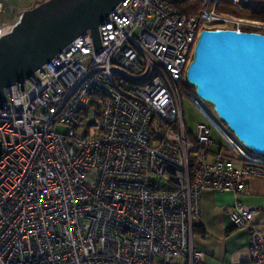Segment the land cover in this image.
Returning a JSON list of instances; mask_svg holds the SVG:
<instances>
[{"label":"built area","instance_id":"1","mask_svg":"<svg viewBox=\"0 0 264 264\" xmlns=\"http://www.w3.org/2000/svg\"><path fill=\"white\" fill-rule=\"evenodd\" d=\"M184 1L121 0L98 26L101 48L86 31L5 89L0 264H198L192 237L205 191L234 194L227 215L234 229H248L246 264H264V231L239 199L246 179L264 178V156L231 136L184 76L201 29L264 34V22L219 13L222 0H197L183 13ZM184 92L207 121L195 143ZM212 130L224 141L217 152Z\"/></svg>","mask_w":264,"mask_h":264},{"label":"water","instance_id":"2","mask_svg":"<svg viewBox=\"0 0 264 264\" xmlns=\"http://www.w3.org/2000/svg\"><path fill=\"white\" fill-rule=\"evenodd\" d=\"M120 1L47 0L2 25L0 108L5 89L21 84L84 32L91 33L94 51L101 48L98 26ZM184 76L232 136L264 156V34L201 29Z\"/></svg>","mask_w":264,"mask_h":264},{"label":"crops","instance_id":"3","mask_svg":"<svg viewBox=\"0 0 264 264\" xmlns=\"http://www.w3.org/2000/svg\"><path fill=\"white\" fill-rule=\"evenodd\" d=\"M245 190L239 199L253 208V222L264 231V178L252 177L245 181ZM232 192L205 191L201 195V222L194 229L193 248L202 253L198 264H246L249 260L248 229L240 230L246 238L235 248L227 246V236L235 229L228 219L227 211L234 204ZM236 254L228 261L226 256ZM208 257L214 261H207ZM233 257V256H230Z\"/></svg>","mask_w":264,"mask_h":264},{"label":"rangeland","instance_id":"4","mask_svg":"<svg viewBox=\"0 0 264 264\" xmlns=\"http://www.w3.org/2000/svg\"><path fill=\"white\" fill-rule=\"evenodd\" d=\"M1 1L3 3V12L2 14H0V25L1 24L5 25V24H9L10 21L14 17H16L18 13L25 11L27 7H30L31 5H35V4L39 5L40 3H43L47 0H1ZM196 4H197L196 0H186V2L182 4V7L184 8L186 7V8L193 10V9H196ZM214 26L215 25H204L203 27L210 28ZM181 100H182V115H183L185 129L187 131V138L191 142L195 143V134H196L197 125L199 123H207V121L202 116V114H200V112L194 107V105L192 104L191 100L188 99L185 92L182 94ZM94 115H95V112L93 110L89 115L88 123L91 124V128L93 129V131L96 132L98 130V121L94 119ZM211 115L214 117V119L218 123H220L214 114H211ZM66 129H67V126L63 124H58L54 126V130L57 132H65ZM84 129L86 128L84 127L81 130H78V134L81 135ZM212 138L214 140V144L210 146L211 150H213L214 152H217L220 149V146L222 145V143H224V141L216 134L214 130H212ZM223 152L229 153L230 150L226 147ZM240 230L242 229H235L233 233L227 236L226 244L227 246L230 247V249L235 248L240 243H243V239L246 238L245 234H240L241 233ZM230 256H233V257H230ZM234 257H236V254H231L229 252V255L226 256V259L228 261L230 258H234ZM207 261L211 263L214 262L209 257ZM179 263H181V260L179 259L174 260V264H179ZM225 263L229 264V262L228 263L225 262ZM213 264H218V263L214 262Z\"/></svg>","mask_w":264,"mask_h":264},{"label":"trees","instance_id":"5","mask_svg":"<svg viewBox=\"0 0 264 264\" xmlns=\"http://www.w3.org/2000/svg\"><path fill=\"white\" fill-rule=\"evenodd\" d=\"M186 2V0L184 1ZM180 3L177 5V7L183 12V13H194L198 9V1L196 0V9H189L182 7V4ZM35 5H31L30 7H27L25 10L35 7ZM219 13L230 16V17H240V18H247L252 20H259L264 22V6H252L249 4L242 3L238 0H222V2L219 5L218 8ZM100 98V95L95 94L92 95L91 101H90V109H99V105L97 104L96 100ZM222 150V149H220ZM218 150V151H220ZM224 151V149H223ZM233 228V227H232ZM234 229V228H233Z\"/></svg>","mask_w":264,"mask_h":264},{"label":"bare ground","instance_id":"6","mask_svg":"<svg viewBox=\"0 0 264 264\" xmlns=\"http://www.w3.org/2000/svg\"><path fill=\"white\" fill-rule=\"evenodd\" d=\"M10 24V23H9ZM9 24H5V25H9ZM0 36H1V29H0Z\"/></svg>","mask_w":264,"mask_h":264}]
</instances>
